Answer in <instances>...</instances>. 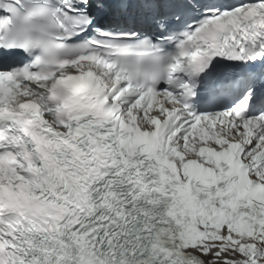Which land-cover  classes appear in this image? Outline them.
Masks as SVG:
<instances>
[{
	"label": "snow or ice",
	"instance_id": "6c2138e0",
	"mask_svg": "<svg viewBox=\"0 0 264 264\" xmlns=\"http://www.w3.org/2000/svg\"><path fill=\"white\" fill-rule=\"evenodd\" d=\"M0 264H264V0H0Z\"/></svg>",
	"mask_w": 264,
	"mask_h": 264
}]
</instances>
